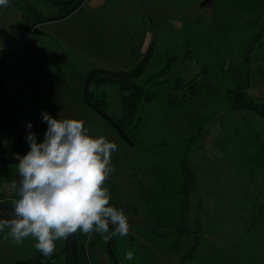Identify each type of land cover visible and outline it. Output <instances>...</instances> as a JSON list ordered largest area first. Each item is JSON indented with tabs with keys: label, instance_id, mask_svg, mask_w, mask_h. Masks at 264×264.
<instances>
[{
	"label": "rangeland",
	"instance_id": "374dc122",
	"mask_svg": "<svg viewBox=\"0 0 264 264\" xmlns=\"http://www.w3.org/2000/svg\"><path fill=\"white\" fill-rule=\"evenodd\" d=\"M204 1L9 0L0 7V76L41 142L47 113L81 120L91 136L117 145L104 186L129 232L114 237V262L101 234L78 231L82 264H264V119L226 99L242 86L264 101V0ZM151 45L134 77L99 73L89 88L129 146L84 105L83 83L92 69H133ZM12 131L0 114V144L18 158ZM18 174L0 160V202L19 198L11 188ZM7 231L0 264L74 262L68 238L45 257L34 238L16 244Z\"/></svg>",
	"mask_w": 264,
	"mask_h": 264
},
{
	"label": "clouds",
	"instance_id": "9594fccd",
	"mask_svg": "<svg viewBox=\"0 0 264 264\" xmlns=\"http://www.w3.org/2000/svg\"><path fill=\"white\" fill-rule=\"evenodd\" d=\"M8 4L9 0H0V7ZM43 120L48 125L43 142L37 143L35 134L29 133L30 150L18 157L20 179L11 188L19 198L12 201V218L0 219V232L8 230L5 239L21 244L32 237L34 247L48 257L57 240L78 231L97 232L105 240L126 236L128 219L110 206L104 186L113 171L111 155L117 145L104 136H91L81 120L56 119L47 113ZM133 258L134 253L127 251L125 259Z\"/></svg>",
	"mask_w": 264,
	"mask_h": 264
},
{
	"label": "water",
	"instance_id": "95a60500",
	"mask_svg": "<svg viewBox=\"0 0 264 264\" xmlns=\"http://www.w3.org/2000/svg\"><path fill=\"white\" fill-rule=\"evenodd\" d=\"M77 0H71L69 3L72 5ZM206 3H211V0L204 1L202 5ZM34 33L36 35L42 34L41 30H35ZM154 48V45H151V47L147 50V52L144 55V58L136 65L133 69L129 71H107L103 68L98 69H92L89 72H87L84 80V87H83V103L86 107H89L93 112H95L99 117L103 118L116 132L118 133L119 137L122 141L126 142L129 146H134V142L131 141L129 138V135L127 132L122 129L112 118H110L107 114H105L101 109L96 107L94 103L91 101L90 95H89V88L92 84L91 82L95 79V77L101 73L104 76L108 77L109 79H128L134 77L139 71L142 70L143 66L149 59V55L151 54L152 50ZM0 107L7 115L10 122L13 124V131H15L18 128H21L27 133V136L29 133H34L36 136L37 143H41L39 134L37 133L34 125L31 121L28 120L27 113L24 112V110L20 106H15L11 99H9L6 87L4 85V79L3 76H0ZM20 113H23L20 115ZM31 124V128L28 127V125ZM27 147V150L22 155V157L27 154V152L30 150V144L26 138L25 143ZM0 160L4 162L6 165H15L17 166L19 164V159L16 157H13L6 151L3 146L0 145ZM12 212V203L11 202H0V217H6V218H12L10 213ZM112 229V226L110 225V231ZM114 237H111L107 240L106 248H107V254L113 260L114 262H117L116 256L114 253L113 248V240ZM69 238V250H71L72 255V261H74V264H82L80 261V255H79V240L77 238V233L71 234L68 236Z\"/></svg>",
	"mask_w": 264,
	"mask_h": 264
},
{
	"label": "trees",
	"instance_id": "16d2710c",
	"mask_svg": "<svg viewBox=\"0 0 264 264\" xmlns=\"http://www.w3.org/2000/svg\"><path fill=\"white\" fill-rule=\"evenodd\" d=\"M128 79H130V78H128ZM112 80L123 81V80H127V79H122V80L121 79H112ZM226 99H227V101L231 102L232 105L237 106L240 110L246 109V110H250L252 112H256L260 117H262L264 119V101L251 99L248 96V93L246 92V90L244 88H242V86L241 87L238 86L236 88V90L229 91L228 95L226 96ZM99 109H101V108H99ZM101 110L103 111V109H101ZM103 112L105 113V111H103ZM0 114H1V118H2L3 122L12 124V122L9 121L7 115L1 109V107H0ZM12 126H13V124H12ZM11 134L13 135V138H14V146H16L18 151H21L22 153H24V151H25L24 150L25 149L24 143H25V140L27 138V133H25V131L23 129L18 128L17 130H15V132L12 131ZM14 181L18 183V181H16V180H12V183ZM0 219H6V218H0ZM77 238H78V240H80L78 232H77ZM68 240H69V238H68ZM68 247H69V244L67 246V250H68ZM70 254H71V250H70ZM73 264H74V262H73Z\"/></svg>",
	"mask_w": 264,
	"mask_h": 264
},
{
	"label": "flooded vegetation",
	"instance_id": "af4514ba",
	"mask_svg": "<svg viewBox=\"0 0 264 264\" xmlns=\"http://www.w3.org/2000/svg\"><path fill=\"white\" fill-rule=\"evenodd\" d=\"M22 114H23V113H22ZM16 130H17V129H16ZM14 132H15V131H14ZM24 145H25V144H24ZM19 150H20V149H19ZM24 150H25V151L27 150L26 145H25V149H24ZM25 151H24V153H25ZM18 152H19V151H18ZM20 152H21V151H20ZM8 153H10V152L8 151ZM24 153H23V154H24ZM21 154H22V152H21ZM23 154H22V155H23ZM10 155H11V154H10ZM18 176H19V174H18ZM19 178H20V177H19Z\"/></svg>",
	"mask_w": 264,
	"mask_h": 264
},
{
	"label": "crops",
	"instance_id": "0c3cea01",
	"mask_svg": "<svg viewBox=\"0 0 264 264\" xmlns=\"http://www.w3.org/2000/svg\"><path fill=\"white\" fill-rule=\"evenodd\" d=\"M24 109H25V108H24ZM24 111H25V110H24ZM26 111H27V110H26ZM26 111H25V113H29L28 111H27V112H26ZM28 116H29V114H28ZM28 118H29V117H28Z\"/></svg>",
	"mask_w": 264,
	"mask_h": 264
},
{
	"label": "built area",
	"instance_id": "2783aa9c",
	"mask_svg": "<svg viewBox=\"0 0 264 264\" xmlns=\"http://www.w3.org/2000/svg\"><path fill=\"white\" fill-rule=\"evenodd\" d=\"M4 147V146H3ZM7 148V147H6ZM6 148L4 147V149L6 150ZM6 151H8V149L6 150Z\"/></svg>",
	"mask_w": 264,
	"mask_h": 264
}]
</instances>
